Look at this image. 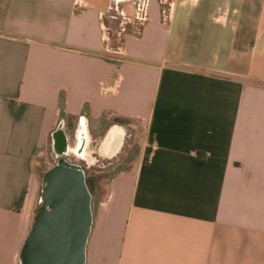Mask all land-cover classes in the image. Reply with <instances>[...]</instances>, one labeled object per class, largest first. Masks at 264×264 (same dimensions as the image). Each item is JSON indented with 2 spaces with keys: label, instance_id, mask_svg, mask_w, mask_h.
Listing matches in <instances>:
<instances>
[{
  "label": "crops",
  "instance_id": "0c3cea01",
  "mask_svg": "<svg viewBox=\"0 0 264 264\" xmlns=\"http://www.w3.org/2000/svg\"><path fill=\"white\" fill-rule=\"evenodd\" d=\"M74 1L0 0V264L60 159L89 196L83 264H264V0Z\"/></svg>",
  "mask_w": 264,
  "mask_h": 264
},
{
  "label": "water",
  "instance_id": "95a60500",
  "mask_svg": "<svg viewBox=\"0 0 264 264\" xmlns=\"http://www.w3.org/2000/svg\"><path fill=\"white\" fill-rule=\"evenodd\" d=\"M41 200L21 264H83L90 215L80 168L60 159L45 175Z\"/></svg>",
  "mask_w": 264,
  "mask_h": 264
},
{
  "label": "rangeland",
  "instance_id": "374dc122",
  "mask_svg": "<svg viewBox=\"0 0 264 264\" xmlns=\"http://www.w3.org/2000/svg\"><path fill=\"white\" fill-rule=\"evenodd\" d=\"M109 15H115L113 13V10H110V12L106 14V19H107L108 23H110V22L112 23V21H113V23L115 25V23H116L115 21H117V20H114V19L110 18ZM116 17L118 18V16H116ZM111 23H110V25H111ZM128 26H129V24H127V27ZM113 28H114V26L110 30V36H112L113 33H114V35L116 34L115 33V28L114 29ZM114 44L115 45H118L119 44V40L118 39L114 40ZM135 153H136V146L133 145L128 150L127 156L130 157V158L131 157H134L135 156ZM52 162H53V156L50 153V151L48 149H46V150H44L42 152V154L40 156H38V157L35 158V165H36L35 168L37 170L39 169V170H42L43 171L48 166H50V164H52ZM82 168L84 170L86 184H87L90 192H92L95 195L96 191L94 192V189H96L98 187L101 188L103 185H105V183L99 182V184H98L96 182V178L95 177L98 176V175H96L94 171L98 172V171H101L103 168L110 169L111 167H109V166L104 167V166L95 164L94 166H90V167L83 166Z\"/></svg>",
  "mask_w": 264,
  "mask_h": 264
},
{
  "label": "built area",
  "instance_id": "2783aa9c",
  "mask_svg": "<svg viewBox=\"0 0 264 264\" xmlns=\"http://www.w3.org/2000/svg\"><path fill=\"white\" fill-rule=\"evenodd\" d=\"M75 6H82L83 5V0H75L74 1ZM145 5L143 3H139L136 8V13H135V18L139 21L145 20Z\"/></svg>",
  "mask_w": 264,
  "mask_h": 264
},
{
  "label": "trees",
  "instance_id": "16d2710c",
  "mask_svg": "<svg viewBox=\"0 0 264 264\" xmlns=\"http://www.w3.org/2000/svg\"><path fill=\"white\" fill-rule=\"evenodd\" d=\"M41 207H42V202H41V200H39V203H38V205H37V208H36L35 213H34V216H33V221H32V224H31L30 230H29V232H28V234H27V237H26V239H25V241H24V243H23V246H22V248H21V251L23 250V248H24V246H25V244H26L28 238L30 237V235H31V233H32V231H33V229H34L35 219H36L37 213H38V211L40 210Z\"/></svg>",
  "mask_w": 264,
  "mask_h": 264
},
{
  "label": "flooded vegetation",
  "instance_id": "af4514ba",
  "mask_svg": "<svg viewBox=\"0 0 264 264\" xmlns=\"http://www.w3.org/2000/svg\"><path fill=\"white\" fill-rule=\"evenodd\" d=\"M79 139H80V142H79V145H80V146L78 147V149H76V152H77V153H81V152H82V149H81V145H82V141H81V139H82V138H81V136L79 137Z\"/></svg>",
  "mask_w": 264,
  "mask_h": 264
}]
</instances>
